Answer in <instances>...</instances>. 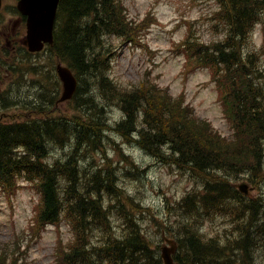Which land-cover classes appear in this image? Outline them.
<instances>
[{
    "label": "trees",
    "instance_id": "trees-1",
    "mask_svg": "<svg viewBox=\"0 0 264 264\" xmlns=\"http://www.w3.org/2000/svg\"><path fill=\"white\" fill-rule=\"evenodd\" d=\"M217 2L214 18L224 31L222 39L208 45L189 43L186 53L199 65H209L214 71L222 68V77L232 76L229 106L239 132L233 140L213 134L204 120L190 115L181 106L182 100L176 102L165 88L141 83L126 89L112 83L106 72L109 50L103 38L128 33L119 0H60L53 43L44 52L50 56L51 72L55 58L77 77L78 86L70 100L73 110L60 111L58 105L57 110L49 109L56 103L60 84L55 73L41 71L51 82L49 87L41 83L38 88L39 110L31 104L32 110H24L23 120H0V186L10 189L22 175L40 194L37 224L64 219L74 229L75 240L64 248L62 264H161L156 248L140 234L130 211L121 214L126 226L123 234L112 230L109 212L114 205L104 206L102 194H115L120 178L119 171L111 167L106 147L123 156L120 146L111 145L112 134L162 160L172 157L199 176L200 192L189 193L180 204L187 213L241 211L236 214L243 221L240 232L228 243L204 239L193 225L186 224L179 240L181 251L175 254L178 262L264 264L257 260V253L264 249V212H258L263 202L247 199L230 182L240 172L257 180L263 177L264 103L260 98L264 99V85L254 81L264 82V68L248 34L257 22L264 30V0ZM114 108L120 112L117 118ZM53 149L63 153L49 161ZM99 151L107 165L87 164L88 154ZM230 202L239 206L228 205ZM260 230L261 241L256 242ZM94 237L100 240L98 244ZM1 251L0 264H27L13 252L6 260L8 252Z\"/></svg>",
    "mask_w": 264,
    "mask_h": 264
},
{
    "label": "rangeland",
    "instance_id": "rangeland-1",
    "mask_svg": "<svg viewBox=\"0 0 264 264\" xmlns=\"http://www.w3.org/2000/svg\"><path fill=\"white\" fill-rule=\"evenodd\" d=\"M124 10V19L128 25V33L117 37L107 35L104 37V45L108 46L106 63L110 67V77L121 87L126 89L139 86L141 83L152 82L158 87L165 88L174 97L176 102L180 99L189 114L199 118H207L223 135L231 134L234 123L228 117L222 98L223 88L213 80V73L207 67H199L188 58L186 50L190 51V44L200 41L210 43L222 39L223 31L214 18V11L218 4L216 0H119ZM14 0H3V10L0 16V31H8L11 23L16 20L13 10ZM262 30L258 26L254 30V43L259 44L262 39ZM189 39L185 42L186 36ZM3 35L0 34V38ZM185 42V43H184ZM0 42V93L6 96L10 103L15 98L24 102L33 101L32 96L25 94L21 87L23 80L28 82V92L31 80L42 82L50 86L45 76H40L39 65L44 64L42 70L49 71L48 58L38 59L43 54L35 55L37 65L35 74L30 71V65H22V69L30 73L27 77L20 70L17 75L14 68H10L12 59H26L21 55V50L6 52ZM10 49V48H9ZM29 59V58H28ZM264 64V55H261ZM48 62V63H47ZM16 75V76H15ZM222 82L219 81V85ZM40 88V87H39ZM59 96V93H57ZM23 97L25 99H23ZM72 100V99H71ZM0 104H3L0 98ZM73 101L59 102L58 110L70 112L73 110ZM50 110H57L53 103ZM114 116L117 118L120 112L115 108ZM5 114V122L23 120L24 110L12 108L0 110ZM26 115V114H25ZM125 141V140H124ZM112 146L114 143L110 142ZM117 145L126 150V154L132 157L141 169L138 174H122V184L126 186L132 195L135 205L142 204L145 209L148 225L145 234L151 240H158L155 220H162L164 211L167 218L174 220L175 200L195 187V180L187 175L181 167L170 163L157 162L142 150L123 143L121 139ZM106 152L112 155V149L106 147ZM60 149H53L49 157L52 159ZM87 164L101 161V153L88 154ZM115 167V158L111 157ZM144 171L142 172V168ZM242 178L235 180L240 182L247 180L244 174ZM251 197L263 196L264 181L249 191ZM38 192L33 183L26 182L20 177L10 190L0 187V249L15 253L27 264H62L63 251L66 245L75 240V231L65 223L63 219L55 225H33L34 213L37 206ZM170 212L168 213V210ZM114 220L117 215L114 214ZM231 217H216L207 222L204 231L210 236L219 235L225 237V231L233 229L230 224ZM116 228H120L122 220L114 222ZM228 232V231H227ZM257 242V240H256ZM0 250V251H1ZM15 250V252L13 251ZM2 252V251H1ZM60 257L58 253H60ZM263 251L257 253V260L261 262ZM10 256L7 255L6 260Z\"/></svg>",
    "mask_w": 264,
    "mask_h": 264
},
{
    "label": "water",
    "instance_id": "water-1",
    "mask_svg": "<svg viewBox=\"0 0 264 264\" xmlns=\"http://www.w3.org/2000/svg\"><path fill=\"white\" fill-rule=\"evenodd\" d=\"M59 0H18L17 8L27 16V35L25 42L30 50H39L44 42L52 41V30ZM1 3V0H0ZM57 71L63 82L60 100L70 98L76 89V79L67 67L58 65ZM241 188L243 185L240 186ZM172 247L162 248L164 264H177L172 261L170 253L174 251V243L168 241Z\"/></svg>",
    "mask_w": 264,
    "mask_h": 264
},
{
    "label": "flooded vegetation",
    "instance_id": "flooded-vegetation-1",
    "mask_svg": "<svg viewBox=\"0 0 264 264\" xmlns=\"http://www.w3.org/2000/svg\"><path fill=\"white\" fill-rule=\"evenodd\" d=\"M24 22L25 19L22 16H18L13 24L11 23L8 31H0V34L3 35V37L0 38V42L2 41L12 48H14L17 43L23 45V31L21 28L24 30Z\"/></svg>",
    "mask_w": 264,
    "mask_h": 264
},
{
    "label": "bare ground",
    "instance_id": "bare-ground-1",
    "mask_svg": "<svg viewBox=\"0 0 264 264\" xmlns=\"http://www.w3.org/2000/svg\"><path fill=\"white\" fill-rule=\"evenodd\" d=\"M78 9V8H77ZM243 14V13H242ZM92 31V30H91ZM88 37V36H87ZM95 130V129H94ZM77 153V152H76ZM262 213V211L261 212H259V215ZM261 232V230L260 231H257L256 232V235H255V241L257 240V242L258 241H261L260 240V238H261V236H262V234L260 233ZM260 233V234H259Z\"/></svg>",
    "mask_w": 264,
    "mask_h": 264
}]
</instances>
